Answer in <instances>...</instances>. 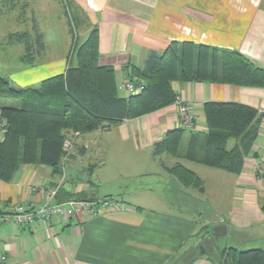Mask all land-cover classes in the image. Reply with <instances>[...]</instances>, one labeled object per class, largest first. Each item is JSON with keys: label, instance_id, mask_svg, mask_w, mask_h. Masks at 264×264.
<instances>
[{"label": "crops", "instance_id": "obj_1", "mask_svg": "<svg viewBox=\"0 0 264 264\" xmlns=\"http://www.w3.org/2000/svg\"><path fill=\"white\" fill-rule=\"evenodd\" d=\"M0 1L13 9L19 3ZM26 1L27 15L34 14L35 3L40 12L50 9V3H56V0ZM65 2L77 32V45L85 42L93 30H98V63L114 69L119 94L131 72L129 69L143 68L152 52L164 54L171 42L236 50L264 70V0ZM68 31L72 32L70 25ZM17 34L21 33H14ZM43 43L44 50L38 52L40 58L46 51L44 39ZM34 48L26 63L23 58L20 60L30 69L36 64ZM71 51L72 46L58 58V64L63 67L59 74L66 72ZM50 56L45 58L54 57ZM54 61L49 62L51 73L57 70ZM43 81L24 87H37ZM171 86L178 99L194 113L199 136L195 138L185 131L174 153H155L156 145L169 133L183 129L175 105L119 123L105 122L97 130L77 137L69 132L67 139H76V143L61 175H55L48 166L21 165L10 182L0 180V211L8 213L18 205L42 206L48 199L47 192L63 176V192L54 202L68 200V194L84 196L80 201L87 202L115 198L121 201L122 208L97 217L81 211L71 219L55 218L32 226L0 225V256L8 255L9 264H177L191 238L202 236L201 242H211L213 246L210 239L203 238L210 231L203 229L212 224L227 225L228 235L249 232L253 240L264 239V87L183 81H174ZM121 96H126L125 92ZM208 102L239 103L258 112L259 134L253 144L248 142L250 148L243 150L242 139H230L227 143L228 151L238 147L241 152L237 159L241 163L240 172L203 163L208 132L203 106ZM167 157L171 159L165 160ZM177 164L195 173L202 186L183 187L166 171ZM75 172L74 178L66 176ZM147 175L159 176L166 183L164 188H147ZM112 187L119 190L107 189ZM192 204L207 206L213 216L202 223L200 214L185 216L179 212L181 206L185 209ZM198 246L185 252L189 255L185 264H217L214 248L213 254L192 258Z\"/></svg>", "mask_w": 264, "mask_h": 264}, {"label": "trees", "instance_id": "obj_2", "mask_svg": "<svg viewBox=\"0 0 264 264\" xmlns=\"http://www.w3.org/2000/svg\"><path fill=\"white\" fill-rule=\"evenodd\" d=\"M34 31L32 44L27 33L10 37L13 43L27 44L25 63L35 45L38 52L44 50L43 34L36 26ZM98 58L99 32L95 29L85 42L74 46L64 74L46 79L37 87L24 88L16 87L8 77L0 75V102L10 99L17 102L0 103V132L6 131L0 134V180L10 182L21 165H44L52 168L55 175H61L66 157L63 147L69 132L85 134L105 122L119 123L168 108L178 99L171 86L174 81L264 87V70L239 51L171 42L164 54L152 52L143 68L129 69L126 81L143 84L144 90L121 96L114 69L99 66ZM203 112L208 131L203 163L240 172L241 163L237 159L241 152L238 147L228 151L227 143L230 139H242L243 150L250 148L248 142L253 144L259 134L257 110L239 103L208 102ZM185 131L178 129L169 133L156 145L155 153H174ZM190 133L195 138L200 135L199 131ZM166 171L185 188L202 186L201 179L182 165L166 168ZM62 190L63 186L56 198ZM67 196L68 200L58 203L85 198ZM213 248L205 242L194 249L192 258L213 254ZM215 253L217 264H264V249L228 248Z\"/></svg>", "mask_w": 264, "mask_h": 264}, {"label": "rangeland", "instance_id": "obj_3", "mask_svg": "<svg viewBox=\"0 0 264 264\" xmlns=\"http://www.w3.org/2000/svg\"><path fill=\"white\" fill-rule=\"evenodd\" d=\"M42 1V0H41ZM40 1V2H41ZM58 1V2H57ZM17 7L15 9L11 8V5L5 3L4 1H0V75L6 76L10 78L16 85L24 86H31L33 84H38L39 81L45 80L47 78L52 77L53 74H59L63 67L61 64H58L60 61L58 58L61 57L63 51L68 48L70 49L72 46V51L74 46L77 45L76 41V34L74 27V22L72 20V16L70 15L68 6L65 0H56V3H50V9L45 10V12H40L37 9L39 5L37 3L34 4V14L29 13L27 15L25 9L26 7V0H18ZM42 3V2H41ZM23 5V6H22ZM30 5V4H27ZM18 8V9H17ZM17 9V10H16ZM70 25L72 32L69 33L68 26ZM34 26V27H33ZM35 26L38 27V30L44 35V40L46 44V51L42 54L40 58L37 46L35 45V52H36V64L33 69L31 67H26L21 63V59L25 56H28L26 52L25 44L23 43H13L10 40V37L14 35V33H25L28 32V41L30 44L33 43V39L35 37ZM33 31V32H32ZM81 38V37H80ZM84 40V38L80 39L79 42ZM27 45V44H26ZM70 45V46H69ZM70 51V50H69ZM71 51V53H72ZM31 53V52H30ZM51 55L49 59L45 58V56ZM71 56V54H70ZM56 57V58H55ZM55 61L53 63L56 64L57 70L53 73L50 72L52 69L49 63L51 60ZM43 62L45 64H43ZM52 63V64H53ZM58 71V72H57ZM56 72V73H55ZM38 83H36V82ZM14 84V85H15ZM15 85V86H16ZM34 85V86H35ZM120 94L122 95L123 92L121 91ZM1 104H16L15 99L10 100H2ZM73 146L68 152V158L70 159L71 153L74 151V145L76 143V139H72ZM183 149L185 150V144H183ZM170 160L171 158L167 157L165 160ZM116 165V164H115ZM76 172L74 174L66 173V176L74 178L76 176ZM105 174V173H104ZM103 174V175H104ZM145 182L147 184V188H153L154 190L163 189L165 186V182L163 180H159V176L152 175V176H145ZM151 183V184H150ZM149 184V185H148ZM169 188L171 186L168 185ZM113 188V187H112ZM107 188L111 190H119L116 188ZM116 194V193H113ZM116 197V195H113ZM190 201H187L188 203ZM188 207L183 209L181 207L178 208L179 212H184L185 216H194L196 214H200L202 216L201 222H206L211 216H213V212L207 210V206L202 204H192L191 206L187 205ZM214 225L212 224L209 227V234L203 236L204 241L206 239H210L212 241V245L215 251H222L228 248H236L239 251L250 250V249H264V239H251V234L249 232H245L244 234H240L237 236L226 235L220 237L219 239L215 240L213 236V229ZM260 229V228H257ZM262 237V236H260ZM198 238V239H197ZM202 236L191 238L188 243L185 245L186 248L183 251V256L179 260L177 264H185L186 253L191 250L192 246L201 245ZM203 241V240H202ZM211 245V242H206V246ZM186 252V253H185ZM185 253V254H184ZM216 259V258H215Z\"/></svg>", "mask_w": 264, "mask_h": 264}, {"label": "built area", "instance_id": "obj_4", "mask_svg": "<svg viewBox=\"0 0 264 264\" xmlns=\"http://www.w3.org/2000/svg\"><path fill=\"white\" fill-rule=\"evenodd\" d=\"M121 90L126 94L140 93L144 90V85H137L136 82L127 80L121 85ZM174 105L178 109L181 127L189 132L199 131L197 119L187 104L177 99ZM5 132V129H3L0 134ZM77 136H80V133H74V137ZM72 139L65 140L63 150L66 153V157L64 162L68 159V152L73 146ZM63 184L64 176L53 190L47 192L48 199L40 207L34 204L18 205L11 212L3 213L0 211V225L12 223L18 226H32L37 222H49L55 218L71 219L76 217L81 211H87L91 217H97L106 211H117L122 208L121 201L115 198L97 199L93 202L79 200H70L62 203L54 202ZM0 264H9L8 255L3 254L0 256Z\"/></svg>", "mask_w": 264, "mask_h": 264}, {"label": "water", "instance_id": "obj_5", "mask_svg": "<svg viewBox=\"0 0 264 264\" xmlns=\"http://www.w3.org/2000/svg\"><path fill=\"white\" fill-rule=\"evenodd\" d=\"M227 225H217L214 227L212 233L215 238V240L219 239L220 237L227 235Z\"/></svg>", "mask_w": 264, "mask_h": 264}]
</instances>
